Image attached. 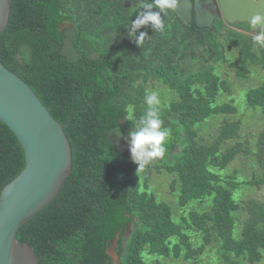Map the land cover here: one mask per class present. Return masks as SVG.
<instances>
[{
	"label": "trees",
	"instance_id": "1",
	"mask_svg": "<svg viewBox=\"0 0 264 264\" xmlns=\"http://www.w3.org/2000/svg\"><path fill=\"white\" fill-rule=\"evenodd\" d=\"M123 3L11 0L0 33V62L63 124L72 160L59 192L18 228L17 241L31 247L37 264H113L106 250L117 233V264H148L147 255L194 261L213 242L224 264L260 262L264 199L240 201L235 191L242 184L264 189V130L255 149L245 150L241 143L226 146L239 135L238 120L222 118L210 141L196 128L237 112L232 98L216 101L219 93H230L225 79L212 67H190L200 46L216 44L215 34L191 37L180 19L167 15L163 31L139 30L148 34L139 47L128 36L132 10ZM248 58L264 71V48L260 54L246 52L236 72L240 80L248 79ZM146 82L175 93L160 106L173 138L164 157L140 171L126 144L147 110ZM245 97L264 115V80ZM240 154L254 156L256 171L248 181L222 174ZM23 167L19 142L0 122V192ZM153 170L172 177L169 188L180 217L150 191ZM193 202L207 207L186 211ZM241 211L246 217L238 222ZM192 235L199 236V245Z\"/></svg>",
	"mask_w": 264,
	"mask_h": 264
},
{
	"label": "water",
	"instance_id": "2",
	"mask_svg": "<svg viewBox=\"0 0 264 264\" xmlns=\"http://www.w3.org/2000/svg\"><path fill=\"white\" fill-rule=\"evenodd\" d=\"M217 2L222 18L229 24L247 23L250 26L253 15L264 14V0L262 5H254L251 0ZM198 3L199 0H195L194 7H191L189 0H180L174 11L188 24L194 8V26L213 30L210 25L212 16L202 11ZM10 5L11 0H0V33L8 23ZM151 11L160 12L157 8ZM160 15L164 22L165 14L161 12ZM146 28L153 33L158 32L150 24ZM0 122L11 130L24 154L23 169L0 192V264H37L31 247L26 243L20 244L16 232L56 196L69 177L71 147L63 124L52 117L29 85L1 62ZM118 238L119 233L106 250L113 264L118 260L115 252Z\"/></svg>",
	"mask_w": 264,
	"mask_h": 264
},
{
	"label": "rangeland",
	"instance_id": "3",
	"mask_svg": "<svg viewBox=\"0 0 264 264\" xmlns=\"http://www.w3.org/2000/svg\"><path fill=\"white\" fill-rule=\"evenodd\" d=\"M93 8L91 7V10ZM136 14V12L131 11V16ZM204 47V46H203ZM197 53V51H196ZM208 59V58H206ZM212 60L202 61V59L192 60L190 62V67L195 68V66H207L213 68V74H219L220 76L226 78V81L230 84V93H219L216 101L218 103H227L229 102V98L233 99V105L236 107L237 112L232 115H221L217 117L210 118L206 120L202 125H197L199 136L204 138L205 141H210L211 138L215 135L216 129L221 123L222 118H227V120H238L240 122V130L238 131L239 135L234 140H231L226 143V146L233 145L235 143H241L243 148L246 150H254L256 146V141L258 135L261 131L264 130V115L260 111L259 108L251 107L247 104L245 93L250 88L257 87L264 80V71L262 68L255 67L253 73L248 76L247 80H240L236 77L232 76L234 74L233 67L228 68L225 64L221 65L220 70H217L215 67L218 63L211 62ZM227 70L229 75L228 77L223 72ZM156 86V85H154ZM152 84L146 82L143 84V89L150 93L151 91H156L159 94V98L163 94L165 98H161L160 100L166 101L169 97L174 96V92L172 90H167V88L162 87L159 83L156 87ZM167 96V97H166ZM175 98V96H174ZM161 105H163L161 103ZM160 105V106H161ZM163 128L167 129L168 137L166 143L171 141L173 135L170 133L171 124L168 121L163 120ZM126 140V139H125ZM125 141L122 143L124 144ZM124 147V145H123ZM129 143L126 144V149L129 150ZM256 171L254 156H246V155H238L223 171V175L229 176L230 180L234 181H248L251 178L252 173ZM172 177L163 172H157L155 170L152 171L150 176V191H152L156 197L168 203L173 209V215L175 217H180L183 212L180 210L176 198L175 192L171 191L169 188V184L171 182ZM235 198L240 201H248L250 199H255L262 201L264 199V189H256L254 187L242 184L235 191ZM207 207V204L203 202H193L191 205L185 208V210L189 209H197L202 210ZM238 222L242 221L246 214L244 212H239L237 214ZM239 228V224L238 227ZM196 242L194 245H199L201 240H199V236L192 235ZM153 255H147L146 260L148 264H224L222 260L219 258V252L217 243L213 242L207 247H205L203 253L199 255L196 260L183 261V260H174V259H155ZM239 264H249L245 261L239 262ZM255 264H264V253L263 258L260 262Z\"/></svg>",
	"mask_w": 264,
	"mask_h": 264
},
{
	"label": "clouds",
	"instance_id": "4",
	"mask_svg": "<svg viewBox=\"0 0 264 264\" xmlns=\"http://www.w3.org/2000/svg\"><path fill=\"white\" fill-rule=\"evenodd\" d=\"M180 0H141L140 9L136 19L131 22L128 29L129 38L134 39L137 46H141L148 36L147 32L139 31L149 24L156 31L164 30V22L161 20V12L176 10ZM203 2V0H202ZM254 5H262V0H251ZM157 8L160 12H153ZM250 27L256 29L251 37L254 45L264 48V14L257 13L249 21ZM147 105L146 112L135 122V130L129 133V150L131 160L138 166L137 170L143 171L148 165L166 153L167 129L163 128L160 116L161 100L156 91L145 95Z\"/></svg>",
	"mask_w": 264,
	"mask_h": 264
},
{
	"label": "flooded vegetation",
	"instance_id": "5",
	"mask_svg": "<svg viewBox=\"0 0 264 264\" xmlns=\"http://www.w3.org/2000/svg\"><path fill=\"white\" fill-rule=\"evenodd\" d=\"M123 2L125 9L131 8L132 12H136V14L132 15L130 18V21L132 22V20L139 14L141 10V0H123ZM189 3H191V7H194L195 0H189ZM198 4L200 5L202 11H205L207 14L212 16L213 20L211 21L210 25L212 26L213 30L208 28L198 29L194 26V8H192L191 21L188 24L185 23L173 10H167L163 12L165 14V20L167 15L171 16L175 20L180 19L182 23L185 24L186 31L191 35V37H200V35H202V37H209V32H213L215 34L216 44H212V48L208 44L200 46L196 53L198 55V59H202V61L209 59L215 63H218V65L215 67L217 70H220V66L224 64L229 69L233 67L234 74L232 76L237 78V69L243 65V54L246 52L247 54H260V47L258 45H254L251 39V37L254 35V31L251 30L247 23H227L221 16L217 0H203V2L202 0H199ZM216 49H218L219 52H217ZM198 67L200 70H204L205 68V66ZM245 67L247 68V74L249 76L253 73L254 68L259 66L253 65L251 60L248 58L246 59ZM223 72L228 77V71L224 70ZM217 76L220 79L226 80V78L220 76V72L217 74Z\"/></svg>",
	"mask_w": 264,
	"mask_h": 264
}]
</instances>
